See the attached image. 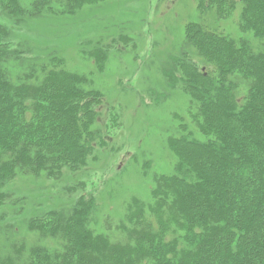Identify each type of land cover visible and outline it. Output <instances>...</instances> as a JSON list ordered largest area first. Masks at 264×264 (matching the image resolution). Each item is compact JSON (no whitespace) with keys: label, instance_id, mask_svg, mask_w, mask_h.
Returning a JSON list of instances; mask_svg holds the SVG:
<instances>
[{"label":"trees","instance_id":"16d2710c","mask_svg":"<svg viewBox=\"0 0 264 264\" xmlns=\"http://www.w3.org/2000/svg\"><path fill=\"white\" fill-rule=\"evenodd\" d=\"M106 1L0 0V206L20 216L0 231L28 237L12 238L0 264H264V0H195L212 23L237 14L238 33L185 23L159 68L167 89L187 99L167 114L170 168L150 174L143 163L147 194L99 215V184L86 182L85 169L105 143V94L52 44L21 42L17 32L39 17L73 22ZM99 41H80L96 71L108 60ZM17 177L40 179L48 198L22 195L17 206L8 193Z\"/></svg>","mask_w":264,"mask_h":264},{"label":"rangeland","instance_id":"374dc122","mask_svg":"<svg viewBox=\"0 0 264 264\" xmlns=\"http://www.w3.org/2000/svg\"><path fill=\"white\" fill-rule=\"evenodd\" d=\"M208 17V13L197 11L195 0H109L86 7L70 23L39 17L18 30L19 41L48 42L67 57L72 70L93 73L95 86L105 94L106 104L100 110L97 126L105 143L97 146L96 158L85 169L86 182L99 184L95 187L101 198L97 199L99 215L120 209L121 213L131 195L142 198L147 194L150 180L140 173L143 163L152 167L150 174L156 169L167 173L170 168L172 159L165 148L168 117L174 109L182 112L187 99L180 90L167 89L159 68L179 44L189 21L203 20L222 32L237 35V14L228 21L214 23ZM121 32L125 33V40L113 42L111 37H118ZM95 38L100 39V46L107 47L108 60L102 71L94 69L92 59L80 55V41L95 42ZM113 111L117 115L116 126L112 124ZM28 178L17 177L10 183L8 193L17 200V206L23 202L22 195H31L26 200L48 198L46 184ZM105 193H112L111 199L109 195L102 197ZM34 205L42 207L39 203ZM6 209H10L8 203L0 206V215ZM5 216L7 219H0V230L6 228L8 220L15 223L20 217L11 219L7 213ZM19 231L11 237L0 231V252L10 250L12 238L15 241L25 235L23 229Z\"/></svg>","mask_w":264,"mask_h":264}]
</instances>
